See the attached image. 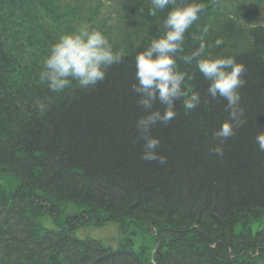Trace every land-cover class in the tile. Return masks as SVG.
<instances>
[{"label":"trees","instance_id":"16d2710c","mask_svg":"<svg viewBox=\"0 0 264 264\" xmlns=\"http://www.w3.org/2000/svg\"><path fill=\"white\" fill-rule=\"evenodd\" d=\"M197 2L205 10L184 54L204 27L206 43L223 40L206 53L245 66L246 123L215 155L226 101L207 95L195 61H178L201 103L185 112L178 101L176 117L151 129L161 165L141 159L136 121L146 113L131 85L136 54L162 35L170 8L153 17L150 0H0V264H264V152L255 142L264 131V0ZM79 27L102 32L123 59L95 88L53 93L39 81L43 58ZM67 205L78 214L60 227ZM45 217L60 228L46 229ZM85 220L140 230L138 249L129 239L116 252L77 239Z\"/></svg>","mask_w":264,"mask_h":264},{"label":"clouds","instance_id":"9594fccd","mask_svg":"<svg viewBox=\"0 0 264 264\" xmlns=\"http://www.w3.org/2000/svg\"><path fill=\"white\" fill-rule=\"evenodd\" d=\"M150 5L148 14L153 17L158 12L170 10L162 20V35L153 38L135 56V83L131 85V91L139 97L138 107L146 113L136 121V128L144 141L141 159L166 164L167 158L156 151L160 141L150 135L151 129L158 123L167 125L176 117L178 101L185 112L195 110L201 103L199 92L192 91L189 84L193 76L178 70V61L185 65L195 61L196 69L208 81L207 95L212 100L221 98L226 101L229 120L212 134L219 141L212 151L223 156L224 143L246 123L241 119L244 109L240 105L239 92L246 83L243 79L246 68L237 63L235 57L214 58L210 52L206 53V49L223 44L221 38H217L214 45L205 42L208 27L201 30L199 47L184 54L185 34L204 12L202 2L191 0L177 6L178 0H150ZM122 59L123 54L113 51L102 32L79 27L71 34L61 35L51 45L49 54L43 58L39 81L53 93H62L73 84L81 89L95 88L106 79L107 68ZM35 103L39 112L48 109V105L40 100ZM157 103L163 106V112L154 110ZM255 142L258 150L264 152V131L256 134Z\"/></svg>","mask_w":264,"mask_h":264},{"label":"rangeland","instance_id":"374dc122","mask_svg":"<svg viewBox=\"0 0 264 264\" xmlns=\"http://www.w3.org/2000/svg\"><path fill=\"white\" fill-rule=\"evenodd\" d=\"M69 210V209H68ZM47 225L51 226V223L48 222ZM132 229V236L134 241V247L140 244V238H138L140 230ZM82 237L85 238H94V240L99 241V244H103L107 247H111L112 249L118 247L125 238L129 237V234H122L120 233V228L116 224H112L111 222H104V223H96L93 226H88L85 229L82 228L80 232H78ZM116 239V240H113ZM112 240V241H111ZM113 241H116L115 243ZM101 242V243H100Z\"/></svg>","mask_w":264,"mask_h":264}]
</instances>
